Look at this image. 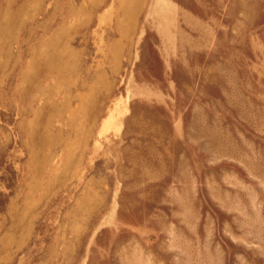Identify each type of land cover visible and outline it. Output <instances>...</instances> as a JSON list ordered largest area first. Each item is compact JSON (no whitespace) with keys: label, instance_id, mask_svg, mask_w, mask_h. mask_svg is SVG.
<instances>
[{"label":"rangeland","instance_id":"obj_1","mask_svg":"<svg viewBox=\"0 0 264 264\" xmlns=\"http://www.w3.org/2000/svg\"><path fill=\"white\" fill-rule=\"evenodd\" d=\"M0 264H264V0H0Z\"/></svg>","mask_w":264,"mask_h":264}]
</instances>
